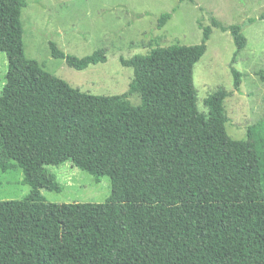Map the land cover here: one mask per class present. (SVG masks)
I'll list each match as a JSON object with an SVG mask.
<instances>
[{
	"label": "trees",
	"instance_id": "1",
	"mask_svg": "<svg viewBox=\"0 0 264 264\" xmlns=\"http://www.w3.org/2000/svg\"><path fill=\"white\" fill-rule=\"evenodd\" d=\"M26 6L0 0V52L8 60L0 172L22 170L31 188L22 201H0V264H264V120L246 140L231 138L225 90L205 100L207 114L199 111L194 66L211 27L197 46L121 59L133 70L128 93L96 96L26 57ZM172 14L160 16L159 29ZM213 27L230 32L235 64L247 46L243 27L215 20ZM50 51L78 71L107 62L106 49L78 58L51 42ZM231 73L239 91L241 74ZM130 94L140 95L139 106ZM68 161L97 182L110 179L106 203L45 200L43 190H62L47 167Z\"/></svg>",
	"mask_w": 264,
	"mask_h": 264
},
{
	"label": "rangeland",
	"instance_id": "2",
	"mask_svg": "<svg viewBox=\"0 0 264 264\" xmlns=\"http://www.w3.org/2000/svg\"><path fill=\"white\" fill-rule=\"evenodd\" d=\"M21 14L25 55L36 60L51 75L70 86L96 96H120L128 93L132 68L120 60L146 55L151 50L173 45L197 46L203 27H211L207 51L194 66L197 106L207 114L205 100L218 90L230 96L225 101L228 115L226 131L234 140H246L247 129L264 120V0H24ZM175 10V12H173ZM165 13L172 18L162 28L158 19ZM213 20L228 27L240 25L247 46L232 63L236 52L230 32L213 27ZM254 20L255 22L251 23ZM66 55L83 58L106 49L107 62L78 71L64 60L51 56L50 43ZM241 74L239 91L234 89L231 68ZM8 71L7 56L0 52V95ZM132 106L141 104L139 94H130ZM62 190L42 191L53 204L106 203L112 192L111 181L99 182L66 162L48 166ZM22 170L0 172V201H22L30 196Z\"/></svg>",
	"mask_w": 264,
	"mask_h": 264
}]
</instances>
